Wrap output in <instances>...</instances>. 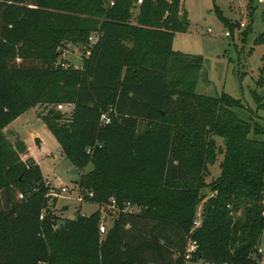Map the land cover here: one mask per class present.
Segmentation results:
<instances>
[{"label": "trees", "instance_id": "16d2710c", "mask_svg": "<svg viewBox=\"0 0 264 264\" xmlns=\"http://www.w3.org/2000/svg\"><path fill=\"white\" fill-rule=\"evenodd\" d=\"M113 1L0 0V264H185L188 238L198 244L194 261L260 264L264 129L249 138L250 123L232 111L238 100L195 93L201 58L172 49L189 27L180 0ZM69 45L83 49L80 68L58 62ZM58 105L72 106L69 116L54 118ZM37 106L49 107L42 118L81 174L83 202L114 200L105 234L98 210L56 227L38 164L5 136ZM217 154L214 195L193 229Z\"/></svg>", "mask_w": 264, "mask_h": 264}, {"label": "rangeland", "instance_id": "374dc122", "mask_svg": "<svg viewBox=\"0 0 264 264\" xmlns=\"http://www.w3.org/2000/svg\"><path fill=\"white\" fill-rule=\"evenodd\" d=\"M180 11V15H184L188 20L189 27L185 33L174 35L172 49L201 58L195 93L210 97L225 93L238 100L240 105L232 111L241 120L250 123L252 131L248 137L260 140L262 136H255L253 129H264V43L254 42L264 32V1L180 0ZM218 13L226 22L219 19ZM240 23L244 24V28H240ZM225 33H229V36H225ZM82 54L81 46L69 45L67 50L61 53L58 62L64 61L79 67ZM62 109L66 117L71 113L70 107L64 105ZM48 110L49 107L45 106L30 108L13 123V127L19 137L29 145L45 184L48 187L67 189L59 198L52 200L54 205L51 210L57 218L56 227L68 219L73 220L78 215L87 216L98 210L100 221L107 229L110 228L113 214L116 212L97 204L79 202L78 198L83 194L77 184L81 174L62 154L58 143L47 129L42 116L46 115ZM18 135L11 129L5 131V136L10 142L19 139ZM35 139L39 140V147L35 145ZM212 139L218 149H223L224 141L221 137L213 135ZM222 159L223 156L217 154L215 163L207 166L208 174L203 180L205 186L200 189L203 198L195 213V218L200 220V224L203 206L209 207L208 199L214 195L207 185L219 175ZM91 168L92 166L88 165L82 174ZM126 209L132 213H138L140 210L132 205H128ZM257 253L260 264H264V232Z\"/></svg>", "mask_w": 264, "mask_h": 264}, {"label": "built area", "instance_id": "2783aa9c", "mask_svg": "<svg viewBox=\"0 0 264 264\" xmlns=\"http://www.w3.org/2000/svg\"><path fill=\"white\" fill-rule=\"evenodd\" d=\"M108 1V6L111 7L114 4L113 0H107ZM155 1V0H152ZM260 2H263L264 0H259ZM143 0H135L134 6H139L140 4H142ZM240 28H244V24L240 23ZM225 36H229V33H225ZM97 40V36L96 35H92L89 39V46L93 45ZM88 53H86L87 55ZM63 106L58 105L57 106V110L58 111H62ZM111 110H109L107 113H104L101 115L100 117V121L103 125H106L110 122V115ZM67 191V189L65 187H61L60 189H57L56 187H48V192L46 194V197L49 198L50 201L59 198L61 196V194L65 193ZM88 196L91 197L92 193H88ZM79 202H83V196L80 195V197L78 198ZM103 207L115 212H118V209L115 206V202L113 199H110V203L107 205H104ZM124 211H127V209H125ZM42 217H40L41 219ZM200 225V220L198 219H194L193 221V229L198 227ZM99 234L103 235L106 233L107 231V227L104 225L103 222H100L99 224ZM198 250V244L196 241L192 240L191 238L187 239V245L185 248V252H184V261L185 264H207L205 262H203L202 260H193V256L194 254L197 252Z\"/></svg>", "mask_w": 264, "mask_h": 264}, {"label": "crops", "instance_id": "0c3cea01", "mask_svg": "<svg viewBox=\"0 0 264 264\" xmlns=\"http://www.w3.org/2000/svg\"><path fill=\"white\" fill-rule=\"evenodd\" d=\"M134 13H135V14H134ZM136 13H137V11L134 10V11H133V16H134V17H135V15H136ZM80 66H81V65H80ZM80 66H79V67H75V68H80ZM66 107H70L71 110H72V106H66ZM63 111H64V109H62V112H63ZM68 116H69V115H68ZM20 117H21V116H19L17 119H15L14 121H12V122L10 123V125L8 126V129H11L12 131H14V134H15V135H18V133L16 132V129L13 127V123H14L15 121H17ZM18 137H19V135H18ZM19 140L22 141V142L24 143V145L26 146L27 151H28L30 157L33 158L29 145L26 144V143H25L20 137H19ZM62 154H63V153H62ZM33 160H34V158H33ZM34 161H35V160H34ZM35 162H36V161H35ZM36 163H37V162H36Z\"/></svg>", "mask_w": 264, "mask_h": 264}, {"label": "water", "instance_id": "95a60500", "mask_svg": "<svg viewBox=\"0 0 264 264\" xmlns=\"http://www.w3.org/2000/svg\"><path fill=\"white\" fill-rule=\"evenodd\" d=\"M59 116H61V112L58 111V110H56V111L54 112V118H57V117H59ZM34 143H35V145H36L37 147H39V140H38V139H35Z\"/></svg>", "mask_w": 264, "mask_h": 264}]
</instances>
